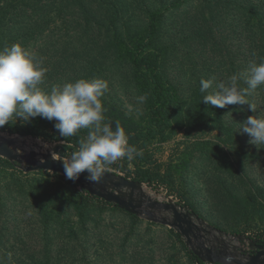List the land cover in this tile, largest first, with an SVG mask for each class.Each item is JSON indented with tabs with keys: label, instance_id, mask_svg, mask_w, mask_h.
I'll list each match as a JSON object with an SVG mask.
<instances>
[{
	"label": "rangeland",
	"instance_id": "374dc122",
	"mask_svg": "<svg viewBox=\"0 0 264 264\" xmlns=\"http://www.w3.org/2000/svg\"><path fill=\"white\" fill-rule=\"evenodd\" d=\"M178 1L106 0L85 15L71 0H7L0 5V50L20 43L33 53L47 68L41 87L48 92L80 78L106 81V111L145 125L152 97L136 87L133 68L118 62L114 36L129 42L147 30L152 14L164 13L154 52L161 56L162 75L175 89L177 103L168 139L156 144L147 165L161 176L170 171L176 191L170 195L165 186L154 190L143 183L144 193L182 207L181 202H188L185 210L195 212L226 240L220 243L202 233L200 242L249 257L254 251L248 237L264 230V144H251V137L240 129L249 116L259 118L264 109L256 96L249 102L257 105V112L247 104L217 108L202 102L207 93L199 91L202 78H215L209 90L214 92L216 84L245 70L244 13L236 0H190L175 10L172 4ZM258 2L264 5V0ZM117 8L120 21L113 24ZM141 95L147 96L143 104L136 99ZM13 124L22 123L14 118L3 128ZM0 132L17 141L15 149L21 154L34 150L61 160L72 154L52 137ZM48 173L52 182L65 181V176ZM0 174V264H192L173 228L109 208L95 216L86 234L80 232L73 240L70 228L80 229L74 214H62L58 224L45 226L35 203L15 196L14 184L27 179L2 168ZM34 177L33 185L34 179L40 180ZM133 197L155 216H170L150 207L139 191Z\"/></svg>",
	"mask_w": 264,
	"mask_h": 264
},
{
	"label": "trees",
	"instance_id": "16d2710c",
	"mask_svg": "<svg viewBox=\"0 0 264 264\" xmlns=\"http://www.w3.org/2000/svg\"><path fill=\"white\" fill-rule=\"evenodd\" d=\"M6 1L0 0V5L3 6V2ZM71 1H73V7L76 6L86 15L92 14L97 2V8H99L106 0ZM188 1L190 0L178 1L172 4V8L178 10ZM236 2V7L242 10L245 19L243 29L247 48V60L245 64V69H247L253 60L258 63L260 58L264 57V5L262 2H258V0H236ZM120 13V8H117L113 12V24L115 21H120ZM163 19L164 13L152 14L147 30L129 42L124 40L122 36H114L115 42H113L112 49L117 53L118 62L128 63L133 68L136 87L143 94L150 95L152 103L145 125H141L126 117H118L108 111L104 113L105 121L111 122L113 129L115 128V122H120L128 135L129 144L134 145L142 152V155L136 156L131 161L122 158L109 165L105 170L111 171L116 175V171L124 172L126 173V179L145 183L154 190H159V188L165 186L170 195H172L176 190L170 171L167 170L161 176L153 167L147 165L148 159H152L153 157L156 144L164 143L168 139L170 119L177 103L175 89L162 75L161 56L154 52L155 37L159 33ZM254 52L256 53L255 56H253ZM255 96L261 100L262 108L264 109V85L258 87L247 99L249 100ZM218 118L219 115H215V119ZM54 124V121L36 117L28 124H13L7 130L6 128H0V131H7L11 135L31 136L33 138L52 137L55 141H63L65 149H69L72 152L78 150L79 139L86 137L88 130L82 129L76 136L64 138L59 136ZM62 156L67 157L66 154H62ZM247 157L253 158L251 155H247ZM126 161L130 162L134 169L129 168ZM0 168L18 173L21 180L23 177L27 179L26 182L14 184L15 196L20 199L28 198L32 200L38 209L41 222L45 226L58 224L62 214L64 216L68 213L74 214L78 219L80 229L70 228L69 236L73 240L79 237L80 232L86 234L88 225L94 221L96 215L104 212L106 208L123 212L134 220L138 219V216L121 210L114 204L92 196L85 190H78L79 186L70 179L65 178V181L52 182L49 179L50 173L48 172L25 173L18 163L1 157ZM34 176L40 178L38 182L36 179L33 180L36 182L35 185L30 180ZM56 176L62 179V176ZM181 205L185 207L189 204L188 202H181ZM176 236L183 244L187 257L192 264H205L183 243L179 234H176ZM248 240L264 246V230L254 236L248 237Z\"/></svg>",
	"mask_w": 264,
	"mask_h": 264
},
{
	"label": "clouds",
	"instance_id": "9594fccd",
	"mask_svg": "<svg viewBox=\"0 0 264 264\" xmlns=\"http://www.w3.org/2000/svg\"><path fill=\"white\" fill-rule=\"evenodd\" d=\"M46 73L42 61L20 43L0 50V128L9 125L14 118L28 124L40 117L55 121L54 127L60 137H73L87 129L86 137L79 139L78 150L73 151L70 158L63 159L64 173L70 180L79 179L80 174L87 171L88 181L99 183L109 165L122 158L131 161L142 155L129 144L119 121L115 122L114 129L111 122L105 121L102 97L108 88L106 81L80 78L62 86L55 85L48 92L41 87ZM240 81L246 86L242 87ZM214 82V77L200 80L199 91L207 93L202 102L217 108L247 104L252 112H257V105L247 97L264 85V57L258 63L253 60L243 72L228 76L216 84L217 91L210 92ZM136 99L143 104L147 96ZM242 124L240 130L251 137V144L257 147L264 144V113L259 118L249 116ZM230 259L225 258L226 261Z\"/></svg>",
	"mask_w": 264,
	"mask_h": 264
},
{
	"label": "water",
	"instance_id": "95a60500",
	"mask_svg": "<svg viewBox=\"0 0 264 264\" xmlns=\"http://www.w3.org/2000/svg\"><path fill=\"white\" fill-rule=\"evenodd\" d=\"M16 145V140L7 139L0 132L1 158L18 163L25 173L45 171L65 176L63 160L54 158L51 153H38L34 150L28 154H21L16 151ZM87 176L88 172L85 171L80 174L79 179L72 181L92 196L114 204L121 210L136 216H145L151 221L173 228L185 240L186 246L205 264H264V246L256 242H251L250 248L253 251H257V253L249 257L228 252L222 245L220 247L206 246L199 241L202 233L214 235L220 243L226 241L222 237L225 235L205 224L193 211L185 210L184 207L171 201L153 200L144 193L143 183L141 182L126 179L107 170H105L104 176L99 183L88 181ZM126 189L131 190L129 195L124 191ZM135 191H139L141 197L146 198L150 202V207L162 210L170 216L157 217L152 211L144 209L143 201L141 199L136 200L133 197ZM215 232L221 234V237H218ZM226 257H230V261H226Z\"/></svg>",
	"mask_w": 264,
	"mask_h": 264
},
{
	"label": "flooded vegetation",
	"instance_id": "af4514ba",
	"mask_svg": "<svg viewBox=\"0 0 264 264\" xmlns=\"http://www.w3.org/2000/svg\"><path fill=\"white\" fill-rule=\"evenodd\" d=\"M256 253H257V251H254V252H253V254H256Z\"/></svg>",
	"mask_w": 264,
	"mask_h": 264
}]
</instances>
